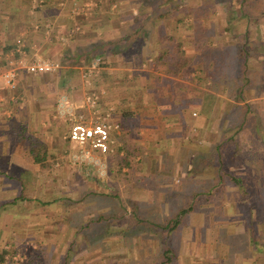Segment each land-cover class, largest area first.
<instances>
[{
    "label": "crops",
    "instance_id": "0c3cea01",
    "mask_svg": "<svg viewBox=\"0 0 264 264\" xmlns=\"http://www.w3.org/2000/svg\"><path fill=\"white\" fill-rule=\"evenodd\" d=\"M88 1L95 2V6L88 9L84 7ZM206 1L213 9L219 3L223 9L218 18L221 28L213 30L207 27V36L213 35V38L208 39L206 45L217 47L221 51V58L227 60H231L235 49H239V60L244 68H250L249 60L258 66L256 76L248 75L241 69L243 72L238 84L243 87H238L236 91L237 98H242L241 102L248 104L250 101H258L254 109L258 116L264 109V0ZM199 4V0H114L112 3L109 0H0V161L3 164L13 163L15 169L33 163L28 141L22 137L25 134L40 133L48 154L51 153L49 150L52 144L48 138L54 131L53 126L38 121L49 118L47 115L55 118V101L60 94H65L64 89L69 90V100H77L78 97L82 99L79 93L81 89L72 86L71 89L65 88L69 86L67 74L61 69H77L79 74L87 68L89 62L99 57L101 61L87 84H92L98 94L94 117L98 115L110 126L109 135L113 143L107 151L108 155L106 152L103 158L107 164L108 177L117 185V194L120 197H140L139 190L134 188L136 179L157 180L159 182L151 183L148 191H143L152 198L149 201V209H152L155 197L179 190V187L172 185L173 182L168 181V176L173 173L176 182L175 166L180 161L166 155L177 146L178 141L173 133L180 130L182 121L179 119L177 104L173 107L168 101L162 102L158 98L167 99L172 91L184 85L199 88V93L207 100H230L223 85H214L208 77L201 82L203 75L198 76L202 71L212 72L214 69V60L211 58H207L203 67L196 63L199 43L194 39L197 32L205 29L209 20L212 21V15L209 11L206 14L189 12L186 15L181 7L198 10ZM194 21H200V25L194 27ZM235 37L238 40L231 42L230 39ZM17 40L26 59H52L58 63L59 72L55 70L44 76L16 69L15 87H6L2 74L12 66L17 56L14 51ZM88 51H94L96 55L87 59ZM48 78L52 82L38 81ZM201 84L204 86L201 87ZM172 85L175 89L171 88ZM56 86L62 87L63 91L53 92ZM138 109L142 111L138 112ZM195 113L192 111L191 115L196 116ZM78 116V119L75 117L78 122L88 120L85 115ZM202 124L206 125L204 122H193L198 132ZM8 133L18 136L11 146L7 142ZM131 143L149 152V156L138 163L143 170L137 169V163L131 165L132 157L127 158ZM115 154L125 157L120 161V177L116 175L119 171H115L116 162L112 160ZM135 159L137 161L138 157ZM47 161L49 165L53 161L58 164L56 158L50 162V156ZM146 166L155 167L152 169L155 172H145ZM13 177L14 185L0 183V206L4 201L10 202V199L16 198L20 192L17 182L21 177ZM118 180L129 182L124 187L131 189H127L124 196ZM130 200L136 205L134 198ZM48 201L45 203L49 204ZM23 202L20 200L12 209L0 211V248L7 242L26 248L23 242L31 240L44 253L29 258L28 264H50L51 260L54 264H63L69 261L65 256L71 252L69 244H73L75 238L76 241L85 238V231L71 228L70 225L54 228L49 222L29 223L30 216L17 214L23 208ZM126 209L128 211V207ZM60 245L63 247L60 248ZM59 249L62 255L56 259L54 256Z\"/></svg>",
    "mask_w": 264,
    "mask_h": 264
},
{
    "label": "rangeland",
    "instance_id": "374dc122",
    "mask_svg": "<svg viewBox=\"0 0 264 264\" xmlns=\"http://www.w3.org/2000/svg\"><path fill=\"white\" fill-rule=\"evenodd\" d=\"M200 1L198 10L197 8L191 9L182 6L181 11L186 10L192 14L195 12L206 14L209 11L212 15V21L209 20L206 28L197 32L199 45L195 59L196 63H200V66L203 67L207 58H211L214 60V67H216L215 62L221 56V51L217 47L211 48L206 45L207 40L213 38V35L207 36V27L209 26L213 30L221 28L218 18L221 17L223 9L220 3L216 4L213 9L207 4L208 1ZM221 1L217 0V2ZM234 10L236 12V9ZM236 40H238L237 37L230 39L233 43ZM239 56V51L235 49L231 56L235 59H231L232 62L225 68V74L219 80H229L230 78L225 77L242 68L248 75H257L258 66L249 60L250 68H244L243 63L238 59ZM184 60L186 59L184 58ZM90 64L89 62L87 68L81 70L79 74H77V69H61L65 70L67 74L69 86H65V88L71 89L72 86L81 89L79 93L82 95V99L79 100L78 97L77 100L71 101L67 98L69 90L64 89L63 91L62 87L56 86L53 92L62 90L67 96L58 93L60 95L55 101V113H53L55 118H50V115H47L46 117L49 118H42L38 121L39 123L41 121L47 122L53 126L54 131L48 138L52 144L49 150L51 152L50 162L56 158L58 164L53 161L43 168L37 164L26 163L22 165V168L15 169L13 163L3 164L0 161V171H2L0 183H6V186L14 185L13 176L20 175L21 177L20 181L22 182H17V184L22 183L21 196L24 205L17 214L23 213L27 217L30 216L28 217L29 223L49 222L54 228L70 225L71 228L79 229L77 224L81 222L90 223L85 228V238L81 237L77 241L75 238L72 241L73 244H69L71 252L65 255L66 259H70L66 262L67 264H161L162 256L159 255V252L160 248L164 249L165 243L174 254L171 264H264V109H262V114L256 115L254 109H256L258 101H250L248 104L237 101L238 105H242V110L245 107L248 110L244 114L243 120L245 122L240 126V129L235 130L238 127L236 122L238 113L230 116L232 107L236 103L234 98H230L229 101L214 98L207 100L206 97L201 96L199 88L185 87L184 85L178 87L177 91H172L167 99L158 98L162 102L168 101L173 107L177 104L179 119L182 121L180 130L173 133L176 141H178L177 146H174L175 150L171 149L166 155V157H176L180 161V164L175 166L176 182L172 177L174 176L173 173L168 176V181L173 182L172 185L180 189L176 196L163 194L161 197H155L151 205L154 208L149 209V204H151L149 201L152 198L143 191H148L151 183L155 184L159 181L153 179L144 181L143 178L139 177L135 181L134 188L139 190L140 197L130 195L120 197L119 193L117 194V185L112 183L107 175L108 168L103 158L105 153L89 152L86 154L84 145L66 138L70 123L75 122L79 114L87 116L88 120L84 121L87 123L95 120L104 122V119L98 115L94 117L97 102L95 101L92 105L86 102L87 96L96 93L94 86L87 84L90 75L97 68L96 65L95 69L88 72ZM198 72L200 73V71ZM204 72L197 74L201 76ZM213 72L215 73L216 70L213 69ZM239 78L232 80L238 83ZM38 81L39 83L52 82L50 78L45 81ZM82 84L85 89L82 88ZM203 86L204 84H201V87ZM171 88L175 89V86L172 85ZM62 95L67 99L68 113L57 111L56 105ZM206 105L209 106V109H206ZM84 107L89 110L84 109L83 112H78ZM214 107L215 111L212 112ZM140 111L142 109H138V112ZM192 111L196 112V116L191 115ZM237 111L235 110V112ZM80 119L82 118L80 117ZM193 122H204L206 125L202 124L198 132L195 130ZM255 122L256 124L259 123L258 134H256ZM7 136L9 146L15 137L18 139L16 134L8 133ZM25 136L26 134L22 135L24 139H26ZM32 136L38 140L43 139L40 133L38 135L32 134ZM128 152L127 158L132 157L133 159L131 165L140 164V161L147 155L149 156V152H145L141 147H135L132 143ZM106 154L108 155V152ZM112 157V160L116 162L114 169L119 171L116 175L120 177L122 176L120 174V161L121 158L125 157L116 154L115 157L114 155ZM136 157H138L137 161ZM202 158H205L204 164L209 163L210 167L202 166L199 162V160L203 161ZM221 158L225 170L244 177L243 196L239 185L228 181L218 183L219 177L215 170L218 169ZM139 164L136 165L137 169L143 170ZM146 168L145 172H155L152 170L155 169L153 166H146ZM191 168L192 171L190 172ZM140 170L138 171L141 172ZM117 182L119 189L124 192V196L127 189H131L124 187L129 182L122 180ZM215 183L218 184L214 186ZM220 192H222L221 197L214 194H220ZM131 198L137 201L135 206L139 216L149 219L147 224L142 222L143 224L139 225L135 221L137 216L134 217V213L131 214L134 205V202L130 200ZM79 199L81 201L77 202ZM12 200L10 199V202L4 201L3 207L0 206V211L12 209L14 205H18L19 201L14 203ZM48 200L52 202L45 203ZM68 200L71 201L68 202ZM36 201L44 203L39 204ZM192 205L194 206L192 211L182 219V224L170 232L166 242L159 244L162 231H159L158 238L157 234L149 231L150 223H164L165 219L170 218L177 207ZM126 207H128V211H126ZM97 213L103 217L98 222L93 223L95 219L99 218ZM138 225L142 226V230L137 229ZM107 227L115 230V232L111 233V230H106ZM151 227L153 226L151 225ZM23 244L26 248L13 246L11 242L2 244L0 253L3 249L9 253L3 255L4 261H0V264H28L29 258L42 253V249H38L35 241L28 240L24 241ZM61 247L63 245H60ZM61 252L62 250L59 249L55 256L52 255L58 259L62 255ZM78 253L80 254L76 255ZM73 255L76 257L74 258ZM54 263L53 260L50 261V264Z\"/></svg>",
    "mask_w": 264,
    "mask_h": 264
},
{
    "label": "trees",
    "instance_id": "16d2710c",
    "mask_svg": "<svg viewBox=\"0 0 264 264\" xmlns=\"http://www.w3.org/2000/svg\"><path fill=\"white\" fill-rule=\"evenodd\" d=\"M114 0H109V3H112ZM217 1V0H216ZM184 14H188L189 12H187L186 10H182ZM198 13V12H197ZM199 14V13H198ZM196 24H199L200 25V21H194V27H196ZM204 30V29H203ZM197 36L194 38L195 41L197 42V40L199 39L198 38V34H196ZM239 49H237L238 51ZM210 53V52H209ZM96 54L95 52L91 51V52H87L86 53V56H87V59H90L91 57H94ZM240 55V53H239ZM241 56H239L240 58ZM99 60V63L101 61V59L99 57H95ZM94 58V59H95ZM238 58V59H239ZM235 58H233L234 60ZM232 61L231 60H227V59H223L221 58V56H219L218 58V61L216 60V67H214V71L216 70V72L212 73V72H204L203 74V78L201 80V82H204L206 80V78L208 77L210 79V82L214 83V85H223V87L226 89L227 93H228V96H230V98H234L236 99V103L235 105H233L232 107V110H231V113H230V116L232 117L235 113H238L237 115V120L236 122L238 123V127L235 129H240V126L243 125V123L245 122L243 120L244 118V114L246 113L245 111H247V107H245L244 110L241 109L242 105H238L237 101L241 102L242 98L240 99L237 98L236 96V91L238 89L239 84L236 83L235 81H233L232 79H235V78H238L240 77V74L243 72L242 70H236V72L234 73H230V75L226 76L225 78H230L229 80L225 79V80H219V78H221L222 76H224L225 74V68L228 66V64H230ZM183 64L185 65L186 64V61L183 62ZM223 81V83H222ZM220 82V84H218ZM239 82V81H238ZM243 87V86H242ZM240 87V88H242ZM243 103V102H242ZM235 110H238L237 112H235ZM235 122V123H236ZM255 127L256 130H257V133L258 134V127H259V123L256 124L255 122ZM26 139L28 141V151H29V154L31 156V160L33 163L39 165V167H46L48 165L47 163V159H48V156H50V154H48V150L46 148V145L41 141V140H38V138L32 136V135H27L26 136ZM215 147H219V146H215ZM101 154V153H99ZM221 155V154H219ZM222 156V155H221ZM219 156V157H221ZM203 161H200L199 162L202 164L203 167L207 166V167H210V164H204V161H205V158H202ZM220 161V164H218V169L215 170L218 177H219V182L218 183H221V182H225V181H228V182H232V183H235L237 185H239L242 189V193L241 195L243 196V193H244V190H243V185H244V177L243 176H240V174H233L227 170H225L224 168V163L222 161V158L219 160ZM206 168V167H205ZM192 171V168L190 170V172ZM19 182H22V181H19ZM218 183H215L214 186H216ZM214 191H215V188L213 187ZM22 190H23V187H22V183H20V192L18 194V196L16 198H14L12 201L13 202H17V201H20V200H23L22 199V196H21V193H22ZM221 190V189H220ZM179 191L178 190H175L173 191L170 196H176L177 193ZM221 193L220 194H217V193H214L216 194V196H220L221 197ZM71 201V200H68V202ZM38 202L39 204H43L44 202H41V201H36ZM52 201H50L51 203ZM4 203L2 204V207H3ZM193 205L192 206H187V207H177L176 208V211L173 212V214L171 215L170 218L168 219H165L164 223L163 222H152L150 223V229L149 231H152L154 232L155 234L158 235V238H159V231H162V237L160 239V243H163V242H166L165 240L168 239V235L170 234V232L174 231L177 227H179L182 223V219L184 217H186V215L192 211L193 209ZM121 209V208H120ZM122 210V209H121ZM134 213V217L135 215L137 217L136 218V222L140 225V224H143L142 222H144V224H147V222L149 221L148 218H143L141 216H139L138 214V211L136 209V206L133 205L132 206V212L131 214ZM130 214V213H129ZM130 214V215H131ZM97 215H99V218L98 219H95V221L93 223H96L100 220V218L103 217V215L97 213ZM90 225V223H84V222H81L79 224H77V227L80 228L81 230L85 231V228H87L88 226ZM137 226V229L138 230H142V226ZM151 225L153 227H151ZM106 230H111L110 227H107ZM135 230V229H134ZM114 233L115 230H111V233ZM86 233V231H85ZM5 253H9L8 251L6 250H1V253H0V261H4L3 258H4V254ZM161 254V264H171L173 259H174V254L171 252V248L167 246V244L165 243V247L164 249H161L160 248V252H159V255ZM66 263V262H65ZM63 262V264H65Z\"/></svg>",
    "mask_w": 264,
    "mask_h": 264
},
{
    "label": "built area",
    "instance_id": "2783aa9c",
    "mask_svg": "<svg viewBox=\"0 0 264 264\" xmlns=\"http://www.w3.org/2000/svg\"><path fill=\"white\" fill-rule=\"evenodd\" d=\"M94 6L95 2L92 1H88L84 5L87 9ZM16 42L17 46L14 51L17 53V56L13 60L12 66L6 69L2 74L4 84L9 89L15 87L14 72L16 69L24 70L29 74H45L54 72L59 67L58 63L52 59H26L25 52L22 50L19 40ZM98 61V59H95L91 62L88 72L91 69H95ZM97 98L98 94L92 93L90 96L86 97V102H89V104L92 105ZM66 104V97L63 95L60 96L56 105L57 111L60 113H68L69 107ZM109 128L110 126L102 121L95 120L88 123L75 121L70 123L67 129L66 138L68 140H73L80 145H84L86 147V154H89V152L104 154L109 150L110 144L112 143L109 135Z\"/></svg>",
    "mask_w": 264,
    "mask_h": 264
}]
</instances>
